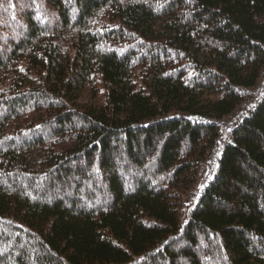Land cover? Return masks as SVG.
Instances as JSON below:
<instances>
[{
  "label": "trees",
  "instance_id": "trees-1",
  "mask_svg": "<svg viewBox=\"0 0 264 264\" xmlns=\"http://www.w3.org/2000/svg\"><path fill=\"white\" fill-rule=\"evenodd\" d=\"M263 76L264 0H0V264H264Z\"/></svg>",
  "mask_w": 264,
  "mask_h": 264
},
{
  "label": "built area",
  "instance_id": "built-area-1",
  "mask_svg": "<svg viewBox=\"0 0 264 264\" xmlns=\"http://www.w3.org/2000/svg\"><path fill=\"white\" fill-rule=\"evenodd\" d=\"M263 86H264V76H263L262 79H261L260 87H259V88L262 89ZM250 103H251V100L248 101L247 104H246L244 107H245V108H248V106L250 105ZM239 113H241V110H239ZM234 118H235V115L232 114V115H230L229 118L224 122V125H225L226 128L229 127V126L231 125V123H232V121H233Z\"/></svg>",
  "mask_w": 264,
  "mask_h": 264
}]
</instances>
